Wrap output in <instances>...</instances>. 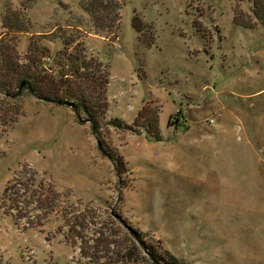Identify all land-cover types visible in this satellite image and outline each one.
<instances>
[{
	"label": "rangeland",
	"instance_id": "1",
	"mask_svg": "<svg viewBox=\"0 0 264 264\" xmlns=\"http://www.w3.org/2000/svg\"><path fill=\"white\" fill-rule=\"evenodd\" d=\"M250 6L123 0L118 28L96 34L76 0H0L19 57L31 42L49 68L66 41L108 75L104 114L0 92V194L23 168L60 193L34 226L0 208V264H120L118 250L137 257L123 264H264V24Z\"/></svg>",
	"mask_w": 264,
	"mask_h": 264
},
{
	"label": "trees",
	"instance_id": "2",
	"mask_svg": "<svg viewBox=\"0 0 264 264\" xmlns=\"http://www.w3.org/2000/svg\"><path fill=\"white\" fill-rule=\"evenodd\" d=\"M76 1L92 19L94 33L108 30L112 33L118 28L123 0ZM250 1V12L254 21L264 24V0ZM235 17L240 21L251 23L250 20H243L238 14ZM132 21L138 29L141 21L136 16ZM17 30L23 29L17 27ZM5 35L0 37V92L3 95H10L15 89L17 90L15 94H20L19 89L25 88L36 98L48 102L62 104L64 101H71L75 112L83 109L86 113H91L95 108L103 107L101 114H104L106 107L104 94L108 75L103 72L100 61L88 57L84 50L77 46H74L73 50H68L70 42L63 40L62 49L52 57V64L47 68L46 63L40 61L41 57L46 56L45 49L30 42L24 55L19 57L15 43L5 40ZM90 87H93L97 95H91ZM91 98L95 99L94 102ZM89 101L93 103L92 108L87 106ZM89 115L91 128L96 134V117L93 113ZM112 122L115 125L120 124L117 118ZM107 156L110 159L112 157L111 153H107ZM25 173H28L27 177ZM59 197L60 193L55 190L53 183L39 178L34 171L23 168L5 184L0 194V208H4L15 220L25 219L26 224L30 225L33 222L30 221L33 209L48 210L46 214L50 213L54 211L55 202ZM67 221L77 224L70 219ZM34 225V222L31 223V226ZM117 254L120 264L137 259L128 251L118 250ZM169 264L179 263L170 255Z\"/></svg>",
	"mask_w": 264,
	"mask_h": 264
},
{
	"label": "water",
	"instance_id": "3",
	"mask_svg": "<svg viewBox=\"0 0 264 264\" xmlns=\"http://www.w3.org/2000/svg\"><path fill=\"white\" fill-rule=\"evenodd\" d=\"M22 84H23V83H22ZM63 103H64V104H67V105H69V106H71V107L73 106V102H71V101H64Z\"/></svg>",
	"mask_w": 264,
	"mask_h": 264
}]
</instances>
